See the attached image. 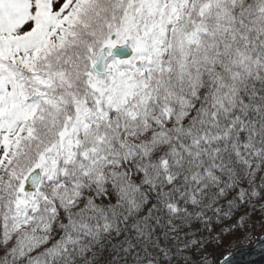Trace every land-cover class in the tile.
<instances>
[{"label":"snow or ice","instance_id":"snow-or-ice-1","mask_svg":"<svg viewBox=\"0 0 264 264\" xmlns=\"http://www.w3.org/2000/svg\"><path fill=\"white\" fill-rule=\"evenodd\" d=\"M257 251L264 0H0V264Z\"/></svg>","mask_w":264,"mask_h":264},{"label":"water","instance_id":"water-1","mask_svg":"<svg viewBox=\"0 0 264 264\" xmlns=\"http://www.w3.org/2000/svg\"><path fill=\"white\" fill-rule=\"evenodd\" d=\"M242 264H264V255H261L258 251L253 252L243 258Z\"/></svg>","mask_w":264,"mask_h":264},{"label":"trees","instance_id":"trees-1","mask_svg":"<svg viewBox=\"0 0 264 264\" xmlns=\"http://www.w3.org/2000/svg\"><path fill=\"white\" fill-rule=\"evenodd\" d=\"M228 241L226 240L225 243H227Z\"/></svg>","mask_w":264,"mask_h":264}]
</instances>
